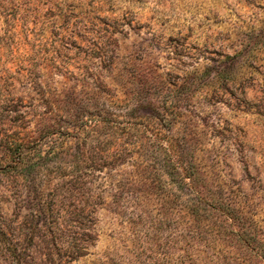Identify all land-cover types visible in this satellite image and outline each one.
Returning <instances> with one entry per match:
<instances>
[{
  "label": "rangeland",
  "instance_id": "1",
  "mask_svg": "<svg viewBox=\"0 0 264 264\" xmlns=\"http://www.w3.org/2000/svg\"><path fill=\"white\" fill-rule=\"evenodd\" d=\"M0 264H264V0H0Z\"/></svg>",
  "mask_w": 264,
  "mask_h": 264
},
{
  "label": "trees",
  "instance_id": "2",
  "mask_svg": "<svg viewBox=\"0 0 264 264\" xmlns=\"http://www.w3.org/2000/svg\"><path fill=\"white\" fill-rule=\"evenodd\" d=\"M15 1L16 2H22V0H15ZM10 5H11V3H9V6ZM19 7H20V5H16V9H18ZM31 66H32L31 67V69H32L33 65H31ZM29 69L30 68H28V71H29ZM69 103L72 104V106H75V104H76L75 100H73V99H70ZM69 106L70 105H68L67 107H69ZM72 106H70V108H67L66 106H64L62 104L60 105L56 101H50L46 105V108L48 109V111H47L46 115L44 116V119L46 120L47 132L45 133L46 136L43 139H41V144H43V140L45 142L52 141V139H51L52 135H55L58 131V128L59 127L62 128L63 124H65V123L70 124L71 127L77 128L78 126H80L77 124L78 122H77V119L75 118V116H77V115H75L73 113V110H75L77 106L74 108H72ZM78 106H80V105H78ZM84 109L82 111V108H80V110L82 111L81 112L82 116H84V114L86 113V111H84ZM88 121L83 123L81 125V127L84 126L85 124L89 123ZM100 121L111 122L112 120L110 121L109 119H106V118L102 119V120H98V118H97L96 120H94V124H92L95 127L94 131H96V125H97L96 123H98V122L100 123ZM54 145L55 144H53L52 146H54ZM36 152H37V154H39L40 160H42V163H40V165H37L38 163L35 162V159L32 158V156H30L28 154V149L26 148V146H20L19 141L16 140V138H15V141L12 143V156L14 159L13 160L14 166L18 170H33V168H35L37 166H41L42 168L46 167L49 164L47 162V160L50 158L49 154L46 155V153H43L40 148L39 149L37 148ZM47 209H52V208L48 207Z\"/></svg>",
  "mask_w": 264,
  "mask_h": 264
}]
</instances>
